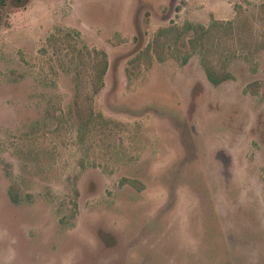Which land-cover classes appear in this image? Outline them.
<instances>
[{"label":"rangeland","instance_id":"1","mask_svg":"<svg viewBox=\"0 0 264 264\" xmlns=\"http://www.w3.org/2000/svg\"><path fill=\"white\" fill-rule=\"evenodd\" d=\"M262 6L9 0L0 21V264H264ZM214 21L232 22L209 42V60L230 75L220 85L189 46L165 49L162 62L145 53L161 28ZM51 35L108 55L93 100L102 124L81 140L76 58L65 45L42 52Z\"/></svg>","mask_w":264,"mask_h":264},{"label":"trees","instance_id":"2","mask_svg":"<svg viewBox=\"0 0 264 264\" xmlns=\"http://www.w3.org/2000/svg\"><path fill=\"white\" fill-rule=\"evenodd\" d=\"M9 0H0V21L2 19V11L6 7ZM264 8V6H262ZM248 23L249 20L245 19ZM229 24L232 22H219L214 21L212 26L206 28L202 25H195L187 23L184 26L172 25L169 27L161 28L156 33L154 40L150 46L146 49V54L154 52L158 61H164V50H179L181 47H190V50L199 52L201 55L202 66L205 70L208 80L215 86L220 85L224 81L230 79V75L226 72L215 68L214 63L209 60V42L214 37L215 32L220 26ZM65 37H71L72 35L67 33ZM51 35L48 39V46L45 47L42 52L46 53L48 47H52L55 51L61 50L62 45H65L61 39H65ZM60 41V42H59ZM59 42V44H57ZM58 45H60L58 47ZM66 48H71L68 52L72 51L75 55L73 61L76 62V100L74 102V115L76 118V126L78 131V137L84 139L88 133L98 128L99 122L97 116L94 115L93 100L94 97L104 87V78L109 69L108 55L104 51L97 49H89L86 46L80 47L75 44H66ZM187 55H190L188 53ZM188 62V56L184 57L182 64ZM85 86L90 91L82 96L80 94L81 89Z\"/></svg>","mask_w":264,"mask_h":264}]
</instances>
